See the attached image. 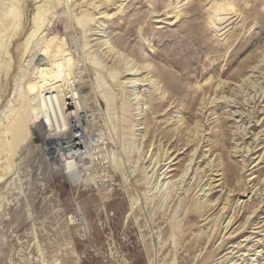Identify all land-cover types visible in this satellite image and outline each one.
I'll use <instances>...</instances> for the list:
<instances>
[{
  "label": "rangeland",
  "instance_id": "rangeland-1",
  "mask_svg": "<svg viewBox=\"0 0 264 264\" xmlns=\"http://www.w3.org/2000/svg\"><path fill=\"white\" fill-rule=\"evenodd\" d=\"M41 1L0 0V22L21 12L0 25V264H264V0H66L94 18L63 46L80 118L104 139L62 164L33 147L17 96L54 24L24 51ZM97 28L141 69L140 101ZM46 104L55 121V94Z\"/></svg>",
  "mask_w": 264,
  "mask_h": 264
},
{
  "label": "bare ground",
  "instance_id": "bare-ground-1",
  "mask_svg": "<svg viewBox=\"0 0 264 264\" xmlns=\"http://www.w3.org/2000/svg\"><path fill=\"white\" fill-rule=\"evenodd\" d=\"M105 2H111L113 4L114 0H105ZM56 5L61 6L63 10L61 15L64 16L63 19L65 21L61 22L63 24L59 25L61 27V30L57 28L59 21L58 23H56V20H58L60 16L57 14L58 12L54 10V8H56ZM71 6L68 5L66 0H42L41 4L37 6L36 13L33 16L32 29L27 34L23 42L24 51L26 52L29 49L30 45L33 43V40L43 29L46 19L50 18V20H54L53 26L42 37L39 45L37 46L38 51L34 53V55L31 57V59H29L28 62L29 67L36 61L39 63L36 66H33L35 67V69H32V71L29 69L27 70L24 76L26 78V87L24 91L19 90V92L17 93V96H24V100L21 105L22 114L25 117L28 125L31 124L33 126L30 137V139L32 140L31 142L33 143V147L37 148L43 153L44 157L47 159V161H49V164H51L50 162L53 160H57L58 164H62L67 160H70L72 162L76 159H79L81 161L85 159L89 160L91 156L89 155L88 150L91 143L94 142L96 144L101 139H104L101 132V134H96V136H90L87 133L82 119L80 118L79 113L83 111V109H85V105L83 103L85 97L84 95L82 96L83 92H80L78 91V89H76L75 79L71 77V65H74L76 63L75 56H72L71 51L66 50L63 46V38L65 33L64 30H68L69 28L77 26L84 33L86 32L85 29L89 26L90 21H92L94 18L92 15H90L89 17V15L83 10L79 11L78 13L73 12ZM9 11L10 12L7 15L4 14L5 17L1 18L0 25L10 18L14 21L12 27L14 30H16L20 23L19 21L21 18V12L18 9L17 5L13 6ZM214 11L218 14H224L228 11L234 14L238 12L236 7L233 4H230V2H223L222 4L216 6ZM98 15L100 16L98 19L108 17V14L104 13H98ZM210 18H213L215 20L214 15H211ZM227 21L228 20H223L218 23H215L214 21V24L211 23V27L214 28L215 31H219L221 28H223ZM98 29L99 28H97V30ZM103 32L104 31L102 29H99L97 31V34H95L96 36H98L97 40H99L100 47L108 45L107 40L104 39L105 36L103 35ZM73 48H76V45ZM79 48L80 49L78 50L81 52L79 59H83L82 49L81 47ZM107 48L110 53L115 54L125 62L127 66V69L125 71H127L128 75L131 76L129 79H127V84L130 85L132 92L131 97H133L132 99L136 102L140 101L138 93L136 91L138 90V88L143 86V84L141 83L143 81L137 79V76H139L141 69L134 65L126 56H123L118 51H115L112 46L108 45ZM31 49L34 50V47H32ZM35 59L36 61H34ZM111 77L114 78V76ZM97 79L98 81L99 79H101V76L98 74ZM53 94H55V96L59 100L60 105L58 113H54L56 116L55 121L51 117L46 104V97L48 96L49 100H51V96ZM108 96L109 95H101L106 104V108L112 101V98ZM136 104L138 105V103ZM59 167V165H56L53 168V172L59 171ZM77 176L78 175H74L72 177V180H78Z\"/></svg>",
  "mask_w": 264,
  "mask_h": 264
}]
</instances>
